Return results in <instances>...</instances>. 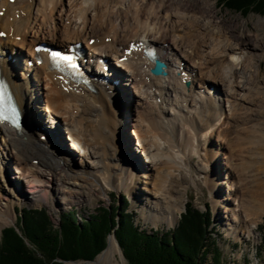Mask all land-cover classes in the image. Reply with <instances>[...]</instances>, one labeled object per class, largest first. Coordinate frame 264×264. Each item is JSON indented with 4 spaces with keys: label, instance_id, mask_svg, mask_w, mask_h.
I'll list each match as a JSON object with an SVG mask.
<instances>
[{
    "label": "bare ground",
    "instance_id": "1",
    "mask_svg": "<svg viewBox=\"0 0 264 264\" xmlns=\"http://www.w3.org/2000/svg\"><path fill=\"white\" fill-rule=\"evenodd\" d=\"M217 11L209 0H0V68L30 125L16 132L0 123V182L11 165L25 194L45 199L47 183L64 200L96 183L104 195L112 189L128 194L145 221L171 225L182 212L180 185L193 182L194 158L202 163L198 171L208 174L223 156L233 205L227 228L234 237L251 234L264 215V30L233 34L236 20H218ZM76 43L89 58L110 64V83H97L95 92L64 84L48 68L46 53L39 52L40 63L35 59L41 44ZM147 45L165 62L166 76L149 72L151 62L141 54ZM20 56L34 66L13 78L11 59L15 68ZM214 136L220 147L213 146ZM120 138L133 141L144 158L139 172L112 167V159L126 157ZM216 180L212 176V191ZM254 184L250 201L245 190ZM140 185L147 193L141 200ZM10 220L5 203L0 229ZM96 258L95 264H126L114 236Z\"/></svg>",
    "mask_w": 264,
    "mask_h": 264
},
{
    "label": "trees",
    "instance_id": "2",
    "mask_svg": "<svg viewBox=\"0 0 264 264\" xmlns=\"http://www.w3.org/2000/svg\"><path fill=\"white\" fill-rule=\"evenodd\" d=\"M221 1L243 14L255 11L264 15V0H216ZM117 208L99 207L87 218L77 216L75 210L64 211L57 227L45 209L22 208L17 226L1 231L0 264L93 260L112 232L127 264H225L213 231L208 230V214L191 203L168 232H148L135 224L126 208L118 213Z\"/></svg>",
    "mask_w": 264,
    "mask_h": 264
},
{
    "label": "rangeland",
    "instance_id": "3",
    "mask_svg": "<svg viewBox=\"0 0 264 264\" xmlns=\"http://www.w3.org/2000/svg\"><path fill=\"white\" fill-rule=\"evenodd\" d=\"M209 1H212L218 9L217 11L218 20L223 19L228 23H231L232 20H236L235 27L233 28L232 31L233 34L235 33L236 35H239L240 32L242 31L246 32L247 34L248 32H251L255 27L259 28L257 29L259 31L264 30V15L255 11H250V12L248 11L245 14H243L242 12L237 11L235 9L227 8V6H225L222 1L221 2H216V0H209ZM255 62L256 61H254V63ZM23 63L24 61H22V64ZM259 69L261 71L262 76H264V59L259 62ZM20 71L21 69H19L16 72V74L19 75ZM128 90L132 92L131 91L132 87L128 86ZM133 100L134 99H132V101ZM116 101H119V99H117ZM116 101L115 100L113 101L114 106L116 105V103L118 104V102ZM39 107H40L39 110L42 109L41 108L42 106ZM40 111H38V114H42V117L45 116L46 120H48L47 114L43 113V110ZM133 112L134 111H130L129 113H127L128 119L131 120V118L135 116ZM41 125H44V121ZM36 127L34 126L33 129ZM130 135H132L131 132ZM132 140L134 139L132 138ZM54 144L56 145L57 150L60 151L61 147L57 144L56 141L55 143H53V146H55ZM118 144L120 145V148L121 147L123 148L124 153H126L124 156H126L127 158L126 157L124 158L127 160L124 161V158L122 160L119 155V157L115 162L114 159H112V167H117V165H124L126 169H128L129 174L132 170H134L136 173L139 172V170L141 169V167L139 166L143 165L142 163H144V158L139 154V152H137V148L136 146L133 145V141L127 142L125 138L124 140L123 138H120ZM212 144L214 147L215 146L220 147L219 138H217L216 136L212 137ZM69 145H70L69 143L68 144H63V142L61 143L62 149H64L66 152L72 155H75L76 153L73 150L70 151ZM127 153L129 156L127 155ZM128 157L130 160L128 159ZM71 159H76V160H72V163L74 164V167L78 168L79 162L77 160V157L71 156ZM216 162H217V166L214 163L211 164L213 168V172L204 174L198 171V169L199 170L201 169L202 163L197 158H194L193 164L195 167H194V173L192 175V180L194 183L192 181L182 182L180 188L176 184H173V189L179 188L181 191V196L183 197V201L181 204L182 205L181 214L184 213L186 205L189 203H191L196 210L208 214V218L210 220V227L208 230L213 231L212 236L217 241L218 247L220 248L222 253L221 257L224 260L225 264H264V215L262 216V218L258 219L259 222L257 224V228L254 229L251 234H247L239 231L238 237H234L229 233V229L227 228L228 227L227 220L232 219L230 209L232 208L233 205H231V202L229 203V201H227L229 194V186L226 182V179H224L223 176L226 169L225 159L223 158V156H220L217 157ZM71 171H75V169L72 167ZM217 171L218 172L222 171V177L218 178V176L215 175ZM183 174L184 173L182 172V176H184ZM212 176L215 179H217L216 183L218 184L217 187L214 189V191H212L210 188ZM19 177H20L19 173L16 172L15 168H11L10 165V170H8V174L4 175L2 182H0V194H1L0 208L3 206V204L6 203L8 205L11 216V220L1 227L0 237H1V231L6 227L17 226V221L20 216L19 209L22 207L45 209L54 227H57L59 223V216L64 211L75 210L77 216L87 218L90 214L92 213L94 214L96 213V211L98 212L97 209L99 207H108L111 209V207L117 206L118 207L117 213L123 210V208H126L131 214L132 218L134 219L135 224L148 232L151 230L156 232L171 231L176 227L181 216L180 214L177 222L171 225H169L166 222H162L155 226L151 222L145 221L143 218H141L140 210H139L140 205L134 206L130 196L126 194L124 191L118 192L113 189L106 190V195H104V193L99 188L96 187V183L92 187V189L84 190L83 194L68 197L66 200L62 199L59 194H55V191H53L50 187L46 186L47 185L46 183L42 186V190H43L42 195L45 197V199L41 197L32 198L30 195L25 194V191L28 189L24 181L22 183ZM258 181H260V179ZM11 186H14L15 188L12 191H9ZM19 187L22 188V195L23 194L25 195L24 199L20 195ZM139 187H140V191H138L137 193L140 197V198L138 197V199L141 200V197H144L145 195H147V193L141 190L143 189L142 185H140ZM254 188H255V184L251 190H248V188L245 190V195L247 198H249L250 201L256 199L254 197L255 195L253 194V191L255 190ZM6 193L8 195L5 198ZM214 196L216 198H219L220 201L222 200L223 203H218L217 205H215L214 204L215 201H213ZM224 206L226 207L224 208ZM110 236L112 237L114 235H110ZM210 257L211 255H208V259H207L208 263L210 262ZM116 258L120 262L119 255H117ZM77 261L80 262L83 260H77ZM125 263L127 264L126 260Z\"/></svg>",
    "mask_w": 264,
    "mask_h": 264
},
{
    "label": "water",
    "instance_id": "4",
    "mask_svg": "<svg viewBox=\"0 0 264 264\" xmlns=\"http://www.w3.org/2000/svg\"><path fill=\"white\" fill-rule=\"evenodd\" d=\"M151 73H153L154 75H162V76H164L165 75V72L163 70V65L161 63H159V62H155L154 67L151 69ZM111 235H114V233L112 232ZM109 237H110V235H108V237H107V243H108ZM105 248H104V250H105ZM104 250H102L99 254H101ZM121 254L123 256L122 250H121ZM98 255H96V257ZM96 257L93 260H84V261H80V262L79 261H60V262H62L64 264H95L94 261H95ZM123 258H124V256H123Z\"/></svg>",
    "mask_w": 264,
    "mask_h": 264
},
{
    "label": "snow or ice",
    "instance_id": "5",
    "mask_svg": "<svg viewBox=\"0 0 264 264\" xmlns=\"http://www.w3.org/2000/svg\"><path fill=\"white\" fill-rule=\"evenodd\" d=\"M2 35V34H0ZM52 57L58 61H65V62H68L69 64V67L75 69L76 68V65L71 63L72 61V57L71 56H68V55H61L59 52H53L52 54Z\"/></svg>",
    "mask_w": 264,
    "mask_h": 264
}]
</instances>
